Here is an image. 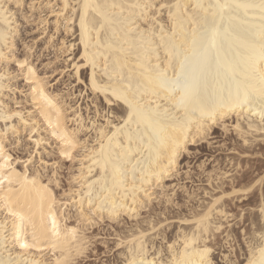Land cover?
<instances>
[{"label":"bare ground","instance_id":"6f19581e","mask_svg":"<svg viewBox=\"0 0 264 264\" xmlns=\"http://www.w3.org/2000/svg\"><path fill=\"white\" fill-rule=\"evenodd\" d=\"M0 2L4 3L6 9V11L0 12V116L19 112L23 115L24 121H27V123H24L20 117L13 116L12 119L7 120L8 128L6 129L5 120L0 118V133H4L3 136H0V139L6 142V148L10 146L9 137L20 139L22 134L28 133V136L32 137L29 142L34 147L33 142L42 137L46 143H41L39 149L46 151V145L50 146L49 140H52L59 154L60 141L53 135V132H67L70 137L75 135L77 139L80 137L87 138V135H90L89 145H96V130L87 135L84 131L74 133V130L80 129L81 126L84 129L89 128L91 126L89 121L99 125L106 122L109 117L126 118V106L121 101H115V98L111 97L113 89L126 91L130 96L135 95L142 102L143 107L152 113L154 118L158 119L162 125H170L173 122L171 117L180 115L179 112L175 111V106L172 103L161 99L158 95H154L151 90L152 85L149 84V78L160 70L166 71L169 76H172L174 71H179L175 56L171 58L172 66H170L164 47L155 51L146 50L137 42L136 47L129 48L121 38L123 35L121 32L122 25L118 22L105 24L104 29L99 33V43L95 40L96 32L93 29L103 22L101 13L108 16L115 14L113 18L119 21L121 18V8L119 6H125L123 16H127V5L136 3L137 0H29L28 2L31 13L41 11L42 8H48L55 19L53 22L55 33L48 34L46 40H44L47 45L46 49L54 48L57 52L66 56L68 53L74 55V49L78 47V56L75 55L72 61L69 59L73 77L78 83L79 80L75 76L76 68L86 63L82 60L85 46L81 43L80 17L84 15L83 6L86 3L91 6H99L95 10H93V7H89L85 17L89 34L93 38L89 41L88 53L96 60L95 80L97 88L92 87L93 70L91 66L81 67L79 77L82 80L86 79L85 87L93 96L94 113L92 117L88 113L89 106L86 107V115H84L79 105L77 107L71 105V94L49 88L46 78L38 74L35 64L30 60L31 55L27 54L22 58L15 56V38L19 32V23L14 9L21 10L25 5V0H0ZM17 2L21 4V7L17 8L15 6ZM140 2H143V0H140ZM163 2L189 6L187 13H184L183 8L179 12L175 8L172 9V12L180 16L184 22V32H177L172 41L177 50H182L185 42L190 43L192 40L191 29L194 26L191 24L189 17L198 18L203 15L200 10H194L192 6L198 2L205 5L216 4L217 0H163ZM65 3L70 7L65 9ZM219 3L228 4L230 7L224 11L222 19L219 15L215 18L220 36L217 40V48L210 50L212 67L208 75V92L209 94L219 92L227 97L229 90L235 92L237 85L242 87L246 83L258 84V80L250 81L247 78L252 70L248 59L250 50L246 45L255 44L258 48L262 34H264V19L261 18L259 9L238 7L247 4H258L259 0H219ZM112 5H117V7L113 8ZM167 12L168 9H164L165 15L162 19L167 20ZM69 20H74V23H68ZM209 20L211 21L212 17H209ZM44 24H47V21ZM61 27L66 34L76 36L75 39L68 42L64 38L59 45L55 44V36L59 33ZM113 29H115V33ZM200 31L204 32L203 26H201ZM207 44L206 38L198 40V46L203 47ZM24 61H27V63L24 68H21L20 64ZM11 62L16 64L18 71L24 76L28 88L26 96L31 102L32 110L28 111L27 114L10 108L7 103V99L13 93L11 81L14 76L12 77L13 74L8 69ZM260 63L257 61L255 65L257 76L260 73ZM29 68L33 71L29 72ZM106 97L111 98L113 102L109 103V99ZM101 98L108 107V111H101L99 105H96ZM157 104L162 105V107L158 109ZM164 107L168 108L167 113L164 112ZM105 113H107V117ZM77 118H79V123ZM117 122H120V120H117ZM227 123L231 124L236 136L242 140L244 146L264 141V125L260 123L258 116H251L247 112L241 113L239 116L233 113L226 118L223 124H220L224 130H227L225 128ZM13 126L16 128L15 133L12 131ZM214 126L209 128L207 134L195 136V143L210 136V131ZM228 127L230 128V126ZM167 130L170 132L171 128ZM140 134L144 136L145 141L140 146V152L134 151L132 154L122 156L119 161L113 159V163L118 165L119 171L113 168V164L104 165L103 154H97V159L101 161L99 164H93L88 159L81 160L77 158L75 161H77L79 167L77 173L72 177L70 188L61 194L53 189L57 193V202L51 206V212L47 200L43 202L41 208V194L34 190L31 185L14 183L12 186L13 191L10 193L13 198L11 206L25 216L23 231L30 243L33 242L32 234H36L38 247L22 249L18 244L13 247L10 238L7 249L0 246V259L6 262L15 261L17 264H32L33 261L38 262V264H56L57 260H61L65 264H71L72 261H76L82 257L79 255L81 247L88 246L85 228L87 229L89 226L79 225L77 218L80 216L81 205L84 213L88 214L90 207L88 200L91 199L93 205L101 206L104 209L102 212L93 210L92 219L108 218L111 221H116L123 216H127L136 222L133 230L120 238L119 245L124 249L121 264H129L133 259L137 261L164 260L168 264H176V262L200 264L198 252L205 247L211 249L207 258L212 261V264H215L212 258L215 251H213L214 246H211L210 239L222 231L223 220H227L230 214L225 208V199L230 196L231 199L232 196L238 198L241 193L251 192L257 185L258 187L262 185L264 178L262 177L252 184L245 185L246 188H234L228 194L211 195L210 201L202 206L200 210L192 212L187 218H185L186 216L181 218L179 222L184 226L178 229L175 241L169 242L168 247L166 246L168 254L164 257L162 256V248L157 249L156 252L154 251V240L159 236L158 232L160 230L158 229H162L161 226L164 222H148V226L144 228L138 225V217L141 215V210L151 206L156 199L163 197L166 198L167 202L171 201V196L166 192L165 180L177 171L179 158L194 143H187L186 150L175 157L174 162L163 171L158 181L156 177H152L148 183H144L141 179L143 170L155 169L157 163L164 164L166 162H155L150 156L148 138L151 131L145 129L142 125ZM103 142L106 145L105 151L107 152V140ZM96 147L98 148L99 145H96ZM132 148L135 150V143H133ZM77 151H80V149H77ZM120 151L121 149L114 148L113 156L115 157ZM91 154L89 153V155ZM39 155H42V153L38 150ZM73 155L75 156L76 153L74 152ZM61 159L64 160L63 157ZM15 167L18 171H22L21 165H15ZM89 168H91V172H89ZM226 173L223 175H226ZM42 182L46 183V178ZM157 189L161 190L160 194ZM261 198L258 212L260 223H263L264 228V213L260 211L261 208H264L263 193ZM109 209L114 212V215H109ZM53 216L61 234L56 240L57 247L55 249L50 246L52 241L48 239V237H51ZM73 219L74 221H72ZM20 224L19 216H7L5 214L3 201H0V225L7 228L9 237L13 232L17 235L20 234ZM73 228H77L75 233L71 231ZM259 229H262V227ZM259 231L255 230L253 233L258 235ZM161 232H159L160 236L162 235ZM226 237L227 239L230 238V234H227ZM193 239L196 240V243H190ZM186 243L189 245L187 248L185 247ZM152 251L155 253H152ZM254 255H259L258 249L255 254L248 249L247 256L243 261L230 260V257L225 254L223 260L225 262L235 261L236 264H248V261L253 259Z\"/></svg>","mask_w":264,"mask_h":264},{"label":"snow or ice","instance_id":"6c2138e0","mask_svg":"<svg viewBox=\"0 0 264 264\" xmlns=\"http://www.w3.org/2000/svg\"><path fill=\"white\" fill-rule=\"evenodd\" d=\"M15 6L19 8L21 4L17 2ZM69 7L65 3L64 8L67 9ZM83 7L85 12L80 17V34L81 43L85 46L82 60L86 61V63L76 68L75 76L80 84L86 86L85 80L79 79L80 68L91 66L93 70L92 87L96 89V60L88 53L89 41L93 38L89 34L85 17L89 7H93V10H95L99 6H91L86 3ZM112 7L115 8L117 5H112ZM119 7L121 8L119 21L113 18L115 14L112 16L100 14L103 22L93 29L96 32V42L99 43V33L104 29L105 24L118 22L122 25L121 32L123 35L121 38L129 48L136 47L137 42L146 50L155 51L164 47L170 66H172L171 58L175 56L179 71H174L173 75L169 76L166 71L160 70L149 78V84L152 85L153 94L172 103L175 106V111L179 112L180 115L172 116L173 122L170 125H162L158 119L154 118L152 113L143 107L142 102L135 95L130 96L126 91L113 89L111 97H114L115 101H121L126 106V118L109 117L106 122H102L99 125L89 121L91 124L89 128L84 129L81 126L80 129L74 130V133L84 131L86 135L96 130V145H99L98 148L96 145H89L90 135H87V138L80 137L77 139L75 135L70 137L67 132H53V135L60 141L59 155L64 160L74 163L77 158H80L81 160H91L93 164H99L101 163L97 159V154L99 153L104 155L103 163L105 166L113 164V168L119 171L118 165L113 163V159L115 158L119 161L122 156L132 154L134 151H141L140 146L145 142L144 136L140 134V128L143 125L145 129L151 131V135L148 138L150 156L155 162H166L164 164L157 163L155 169L148 168L142 171L141 179L144 183H148L152 177H156L158 181L163 171L174 162L175 157L186 150L187 143L196 142L195 136L207 134L211 126L223 124L231 114L235 113L239 116L241 113L247 112L251 116H258L260 123L264 125V34H262L258 48L255 44L246 45L250 50L248 59L252 70L247 78L250 81L258 80V84L246 83L242 87L237 85L235 92L229 90L227 97H224L219 92L212 94L208 92V75L212 67L210 50L217 48V40L220 36V30L215 24V18L219 15L222 19L224 11L230 5L221 4L219 0H217L216 4L205 5L198 2L193 5V9L200 10L203 15L198 18L189 17L191 24L194 26L191 29L192 40L190 43L186 41L182 50H177L172 41L176 37L177 32H184V22L180 16L172 12V9L175 8L179 12L183 8L184 13H187L188 5L169 4L163 2V0H143V2L137 0L136 3L127 5V16H123L125 6L121 5ZM238 7L259 9L261 18L264 19V0H259L258 4H247ZM164 9H168L167 20L162 19L165 15ZM3 11H6L5 5L0 2V12ZM209 17H212L211 21ZM68 23H74V20H69ZM201 26H203L204 32L200 31ZM113 32L115 33V29H113ZM205 38L208 41L207 46H198V40ZM257 61L261 62L258 76L255 67ZM26 63L27 61H24L20 64V67L24 68ZM28 71L32 72L33 70L29 68ZM108 99L109 103L113 102L111 98ZM161 107L162 105L157 104L158 109ZM168 111V108L164 107V112L167 113ZM13 116H18L22 122L27 123L19 112L0 116V118L5 120L6 129L8 128L7 120L12 119ZM105 116L107 117V113H105ZM117 120H120V122H117ZM77 122L79 123V118H77ZM168 128H171L170 132L167 130ZM225 128L227 129L226 125ZM12 131L16 132L15 126L12 127ZM3 135L4 133H0V136ZM26 138L32 140L31 136H26ZM104 140H107V152L105 151ZM8 142L11 144V148H6V142L0 139V201H3V209L7 216H19L21 231L19 235L13 232L11 237H9L7 228L0 225V246L7 249L11 238L13 247L18 244L22 249L35 248L38 247L36 234H32L33 242L30 243L26 233L23 231L25 216L11 206L13 204V198L10 195L13 191L12 186L14 183L31 185L34 190L41 194V208L43 207V202L47 200L51 212V206L57 202V193L53 189L60 187L58 171L62 164L57 160L52 163L51 167H47L43 156H38L40 144L46 143L42 137L37 138L33 142L35 148H33L32 144L21 147L22 139L10 138ZM133 143L136 144L135 150L132 148ZM114 148L121 149L120 153L116 154L115 157L113 156ZM13 149L26 152V159L21 160L11 154ZM77 149H80V151H77ZM74 152L76 153L75 156L73 155ZM89 153L92 154L89 155ZM15 165H21L22 171H18ZM89 172H91V168H89ZM45 173H47L46 183L42 182L45 180ZM88 204L90 206L88 214L84 213L82 205L80 207V216L77 218L79 225H91L96 222V220L92 219L93 210L104 211L101 206L93 205L91 199L88 200ZM260 211L264 213V208H261ZM109 215H114L111 209H109ZM71 231L75 233L77 228H73ZM60 235L56 219L53 216L51 237H48L52 241L50 246L53 249L57 247L56 240ZM190 243H196V240L193 239ZM244 244L254 254L257 249L259 250V255H254V258L250 259L248 264H264V228L259 231L258 235H246ZM188 246L186 243L185 247L187 248ZM88 251L87 246H83L79 255L83 256ZM210 252L211 249L208 247L198 252L200 264H212V261L207 258ZM0 264H17V262H6L0 259ZM32 264H38V262L33 261ZM56 264H65V262L57 260ZM71 264H83V261H72ZM129 264H168V262L164 260L137 261L133 259ZM176 264H182V262H176ZM226 264H236V262L226 261Z\"/></svg>","mask_w":264,"mask_h":264},{"label":"rangeland","instance_id":"374dc122","mask_svg":"<svg viewBox=\"0 0 264 264\" xmlns=\"http://www.w3.org/2000/svg\"><path fill=\"white\" fill-rule=\"evenodd\" d=\"M28 2L29 0H25V5L21 10L14 9L19 23V32L15 38V56L22 58L27 54L31 55L30 60L35 64L38 74L46 78L49 88L71 94V105L74 107L79 105L84 115H86V107L89 106L88 113L92 117L94 113L93 96L85 85L78 83L73 77L71 61L75 55L78 56V47L74 49V55L68 53L66 56L54 48L46 49L47 45L44 40L48 34L55 33L53 23L55 19L48 8L31 13ZM46 21L47 24H44ZM75 37L66 34L61 27L55 36V44L59 45L64 38L71 42ZM8 69L14 79L11 81L13 93L7 99V103L10 108L27 114L32 110V106L26 96L28 88L24 76L18 71L14 62L8 65ZM84 80L86 81L85 78ZM97 103L96 105H99L101 111H108L102 98ZM226 125L227 130H224L221 125H215L210 131V136L190 145L188 151L181 155L177 171L165 180L166 192L171 196V201L167 202L163 197L156 199L151 206L140 212L138 225L141 227L146 228L148 222L152 221L153 223L164 222L161 226L162 229H158L159 232L162 231V235L160 236L158 232L159 236L154 240V251L162 248L164 257L168 254V243L175 241L178 229L184 226L179 222L181 218L185 216L187 218L192 212L200 210L212 196L228 194L234 188H246L247 185L264 178V141L247 145L249 147L244 146L242 140L236 136L231 124L227 123ZM26 136L28 133L21 135V147L31 144ZM10 138L14 137H9V140ZM49 143L50 146L46 145V151L41 148L39 151L42 153L47 167H51L52 163L57 160L61 162L62 167L58 171L60 187L54 188L58 194H61L70 188L72 177L77 173L79 165L77 161L73 163L61 159L54 142L49 140ZM9 145L11 148V144ZM33 148L35 147L33 146ZM12 154L22 160L26 159V152L13 149ZM224 173L226 175H223ZM46 176L47 173H45V178ZM157 191L159 194L161 193L160 189ZM262 193L264 194V182L260 187L257 185L247 194L241 193L238 196L239 199L234 196L232 199L231 196L225 199L224 202L227 206L225 208L230 214L227 220H223V232L217 233L210 239L211 246H214L213 251L215 252H213L212 258L215 264H226L223 260L224 254L228 255L230 260L243 261L246 258L248 249L244 244L245 236H252L255 230L263 228L258 212ZM95 220L96 222L89 225L85 232L89 251L76 261H83V264H121L124 249L117 245H119L120 238L133 230L136 222L127 216L116 221H111L108 218ZM227 234H230L228 239ZM154 251L152 253H155Z\"/></svg>","mask_w":264,"mask_h":264}]
</instances>
